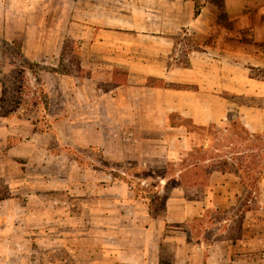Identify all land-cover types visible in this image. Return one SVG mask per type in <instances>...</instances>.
Wrapping results in <instances>:
<instances>
[{
  "label": "crops",
  "instance_id": "1",
  "mask_svg": "<svg viewBox=\"0 0 264 264\" xmlns=\"http://www.w3.org/2000/svg\"><path fill=\"white\" fill-rule=\"evenodd\" d=\"M220 1L101 0L88 5L84 56L106 72L126 73L123 80L115 77L116 84L92 112L137 124L112 133L113 141L101 126L98 146L106 159L127 162L128 171L146 175L128 172L130 181L113 179L100 190L99 203L109 199L115 206L96 211L106 216L94 227L98 247L88 248L86 242L81 264H246L234 258L233 240L214 235L207 243L206 231L196 237L195 224L210 210L229 212L254 200L234 173L214 170L206 183L183 179L192 137L170 123L178 115L196 126L216 124L228 132L237 120L250 133L264 134V0ZM16 134L11 119L0 115V145L6 148ZM163 161L175 169L168 172L158 164ZM132 177L153 186L164 201L161 211L150 194L136 191ZM255 193L258 203L246 212L243 226L246 244L257 239L248 235L252 228L246 223L254 212L264 211V175ZM253 225L257 229L259 223Z\"/></svg>",
  "mask_w": 264,
  "mask_h": 264
},
{
  "label": "rangeland",
  "instance_id": "2",
  "mask_svg": "<svg viewBox=\"0 0 264 264\" xmlns=\"http://www.w3.org/2000/svg\"><path fill=\"white\" fill-rule=\"evenodd\" d=\"M100 1L0 0V88L2 85L4 98L0 115L11 119L17 133L6 148L0 145V264H81L86 248L98 247L99 232L94 227L106 216H98L96 211L115 206L109 199L99 203L100 190L108 189L113 179L130 181L128 172L138 178L146 175L138 169L128 171L127 162L106 159L98 146L101 126L107 127L111 132L107 138L113 141L112 133L120 132L122 126L135 129L137 125L136 121L107 120L101 114L100 119L92 112L95 102L116 84L115 77L120 81L126 76L125 72L97 68L83 54L82 36L89 19L86 11L89 4ZM156 84L163 85L161 81ZM231 129L227 132L220 127L217 139L192 128L194 148L184 159L202 164L211 158L210 163L217 164L237 158L241 163L251 159L262 164V154L231 139L240 128ZM207 143L206 151L200 152ZM158 164L168 172L175 169L168 161ZM138 178L131 179L136 191L155 197L153 186H142ZM245 180L247 196L254 200L250 206H255L258 179ZM163 203L155 206L156 211L164 208ZM241 205L229 214H209L200 230L209 238L233 235L234 258L264 264V211L254 212L246 223L252 228L248 235L257 237L246 244ZM255 222L259 223L257 229ZM86 242H90L87 247Z\"/></svg>",
  "mask_w": 264,
  "mask_h": 264
},
{
  "label": "trees",
  "instance_id": "3",
  "mask_svg": "<svg viewBox=\"0 0 264 264\" xmlns=\"http://www.w3.org/2000/svg\"><path fill=\"white\" fill-rule=\"evenodd\" d=\"M199 1L200 0H197V2H199ZM216 3L221 5L220 0H216ZM3 101H4V98L2 97V102ZM1 107H3V105H1ZM170 123L172 126L184 127L187 130L188 134H190V135L193 132L191 129L194 128V131H197V130L199 132L202 131L204 133V135L206 134V136H208V134H210V136L215 135V137L217 139L220 138L217 135L219 134V132L221 130L219 131L220 127L216 124H212L208 127H199V126H196L191 120L185 119V118L178 116V115H172L170 118ZM237 126H238V128H240L241 132H243L244 135L241 132H238L237 130H235L232 134L231 139H234L238 143H244L245 147L248 150L258 151L260 154H262L261 157H263V159H264V134H252L242 125V123H240L237 120H233L231 128H235ZM231 128L229 127L228 131H231L232 130ZM231 139H230V141H231ZM250 140H252V143L249 144ZM234 150H236V149L234 148ZM199 151L200 152L206 151L205 145H201ZM195 158H198V157H195ZM210 159L211 158H205L203 161L205 162L206 160H210ZM184 161L187 163V160H184ZM184 167H188V170L183 174V179H186L190 182L206 183L209 174L214 170H219L222 172H230V173L236 174L241 179L242 185L244 187H246V185H247V182L245 179H258V181L256 183H254V184H257V186H258L257 190H259V183H260V180L262 179V177L264 175V162L262 164H260V163H256L255 161H251V159L244 160L242 163L237 158H232L231 160L223 159V161H221L220 163L210 164V165H205V164H201L198 162H196V163L194 162V163H187ZM152 201H153V204L155 207L162 200H160V198L158 196H155V197L152 196ZM163 206H164V203H163ZM162 209H159V211ZM250 209H251V206H249V207L244 206L242 208V210H240V218H241V223H242L241 224V231H243V232H244L243 222L245 220V215H246V212ZM232 211H229V212L212 211V210L208 211L206 213V215H204L202 218L197 219V222L195 224L196 227L198 226L197 227L198 230L196 231V237L200 238L202 236L203 231L200 230L199 227H202L204 225V221L206 220V217H208L209 214L211 215L213 212L229 214ZM155 216H157V215H155ZM238 216L239 215L237 214V217ZM209 220H210L209 222L212 223L213 218H210ZM227 237L230 238L231 240L233 239V235H232V237H230V236H227ZM204 238L210 239L212 237L209 238V237L204 235ZM219 238L222 239V238H226V237H219Z\"/></svg>",
  "mask_w": 264,
  "mask_h": 264
}]
</instances>
